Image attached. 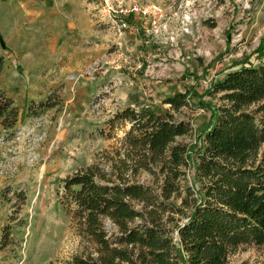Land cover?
I'll return each instance as SVG.
<instances>
[{
	"label": "rangeland",
	"instance_id": "rangeland-1",
	"mask_svg": "<svg viewBox=\"0 0 264 264\" xmlns=\"http://www.w3.org/2000/svg\"><path fill=\"white\" fill-rule=\"evenodd\" d=\"M133 5L141 13L121 16L124 30L111 26L108 12ZM99 19L112 29H96ZM67 22L77 30L69 51H35L53 38L62 42ZM0 33V91L19 111L13 130L0 126V264H70L100 252L60 204L62 180L92 164L109 172L128 126L110 131L106 122L127 107L164 112L162 100L176 93L186 94L191 108L174 115L192 126L177 141L197 151L218 104L212 83L241 65L264 63V0H0ZM47 99L56 106L28 115L31 102ZM191 161L182 185L196 192ZM135 180L152 183L146 174ZM183 197L172 201L180 206ZM167 218L178 241L183 217ZM102 222L107 233L116 230ZM263 263L264 245H251L225 264ZM137 264L150 263L140 257Z\"/></svg>",
	"mask_w": 264,
	"mask_h": 264
},
{
	"label": "trees",
	"instance_id": "trees-1",
	"mask_svg": "<svg viewBox=\"0 0 264 264\" xmlns=\"http://www.w3.org/2000/svg\"><path fill=\"white\" fill-rule=\"evenodd\" d=\"M209 94L218 95V104L197 151L177 141L192 132L189 121L174 115L191 108L186 94L164 98V112L127 107L106 122L110 131L128 126L109 158L110 171L92 164L62 180L60 204L100 252L98 259L76 257L70 264H137L140 257L150 264H225L240 246L264 245V63L226 72ZM30 106L28 115L38 117L56 103ZM18 117L0 91V126L13 130ZM106 130L100 133L114 138ZM191 159L196 192L182 185ZM141 174L152 183L136 182ZM182 193L177 206L172 200ZM167 213L183 217L178 241L165 224ZM103 219L116 230L107 233ZM137 247L145 252L136 254Z\"/></svg>",
	"mask_w": 264,
	"mask_h": 264
},
{
	"label": "crops",
	"instance_id": "crops-1",
	"mask_svg": "<svg viewBox=\"0 0 264 264\" xmlns=\"http://www.w3.org/2000/svg\"><path fill=\"white\" fill-rule=\"evenodd\" d=\"M41 2V1H40ZM33 3L34 4H37L38 3V1H33ZM42 3H44V6L45 7H47L48 9H52L53 7L51 6L52 5V3H51V5L48 3V2H42ZM54 7H56V6H54ZM59 7H62L61 5H58V8ZM56 14V13H55ZM52 19H55V15H52ZM27 19H32L31 17H27L26 18V20ZM100 21H96V23H97V26H96V29H106V28H110V29H112V27H109V25H108V23H109V19L108 20H105V19H99ZM102 21V22H101ZM39 24L41 23L40 22V20H39V22H38ZM41 27H42V23H41ZM66 28H65V31H64V34H65V36H64V38L62 39V42H58L57 40L58 39H51L50 41H49V44H50V46L49 47H47V48H43V46H40V45H37L38 46V48H36V50L35 51H69V47H70V42H71V35H74V34H76V32H77V30H76V28H75V26H73L70 22H67L66 23V26H65ZM39 29H41L40 27H38ZM1 34V33H0ZM42 37H43V33H42V35H41ZM2 37V36H1ZM65 48H67V49H65ZM1 51V50H0ZM21 51H23V50H21ZM28 51H31V49H29ZM33 51V50H32ZM0 56H2L1 54H0ZM11 98V97H10ZM11 100H13L14 101V99H11Z\"/></svg>",
	"mask_w": 264,
	"mask_h": 264
},
{
	"label": "built area",
	"instance_id": "built-area-1",
	"mask_svg": "<svg viewBox=\"0 0 264 264\" xmlns=\"http://www.w3.org/2000/svg\"><path fill=\"white\" fill-rule=\"evenodd\" d=\"M141 13V9L139 6L137 5H133L130 6L129 8H120V10L117 11H113L112 14H110L108 12V15L111 19V26L116 27L119 30H124L127 26V24L125 22H123L122 20H118L121 18V16H125V15H137ZM111 15V16H110Z\"/></svg>",
	"mask_w": 264,
	"mask_h": 264
}]
</instances>
